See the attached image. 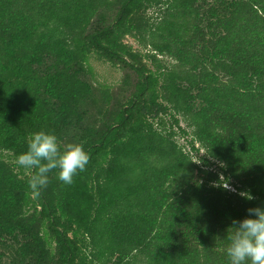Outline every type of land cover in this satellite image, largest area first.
<instances>
[{"label":"trees","instance_id":"1","mask_svg":"<svg viewBox=\"0 0 264 264\" xmlns=\"http://www.w3.org/2000/svg\"><path fill=\"white\" fill-rule=\"evenodd\" d=\"M39 130L90 160L37 194L15 161ZM255 207L264 0H0V241L20 264H227L226 229Z\"/></svg>","mask_w":264,"mask_h":264},{"label":"clouds","instance_id":"2","mask_svg":"<svg viewBox=\"0 0 264 264\" xmlns=\"http://www.w3.org/2000/svg\"><path fill=\"white\" fill-rule=\"evenodd\" d=\"M89 160L83 144L61 145L54 133L39 130L32 133L27 150L16 157L15 163L20 168L35 170L28 184L39 194L48 185L50 172L57 170V179L70 185L86 169ZM223 241L227 264H264V207L250 208L243 219L233 220Z\"/></svg>","mask_w":264,"mask_h":264},{"label":"rangeland","instance_id":"3","mask_svg":"<svg viewBox=\"0 0 264 264\" xmlns=\"http://www.w3.org/2000/svg\"><path fill=\"white\" fill-rule=\"evenodd\" d=\"M126 41L133 45L135 49L146 51V49L141 47L133 37L128 36L126 38ZM91 64L94 69L95 81L108 83L113 85L114 87H117L123 77V71L119 67L111 64L104 59L98 58L96 55H93L91 57ZM182 125H186L183 119ZM189 138L190 137H184L180 135L177 137L179 144L183 146L186 151H190V144L188 142ZM197 146H199V144H197ZM194 159H197V157L194 156ZM212 167L214 169H217V163ZM228 187L230 188L231 186L228 185ZM19 244L20 243L12 238H7L3 241H0V250L5 252V256L2 259V264H20V255L17 251L19 248Z\"/></svg>","mask_w":264,"mask_h":264}]
</instances>
